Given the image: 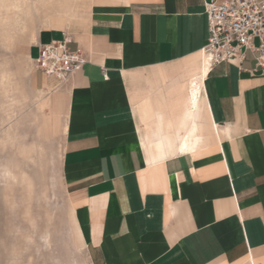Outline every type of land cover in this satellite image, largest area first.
I'll list each match as a JSON object with an SVG mask.
<instances>
[{"label":"crops","instance_id":"crops-1","mask_svg":"<svg viewBox=\"0 0 264 264\" xmlns=\"http://www.w3.org/2000/svg\"><path fill=\"white\" fill-rule=\"evenodd\" d=\"M80 2L35 44L67 36L86 63L62 83L36 73L92 264H264V72L249 56L203 72V0Z\"/></svg>","mask_w":264,"mask_h":264},{"label":"rangeland","instance_id":"rangeland-1","mask_svg":"<svg viewBox=\"0 0 264 264\" xmlns=\"http://www.w3.org/2000/svg\"><path fill=\"white\" fill-rule=\"evenodd\" d=\"M63 1L0 0V264H92L61 180L63 117L40 107L50 91L34 65L51 15L81 17L80 0Z\"/></svg>","mask_w":264,"mask_h":264},{"label":"built area","instance_id":"built-area-1","mask_svg":"<svg viewBox=\"0 0 264 264\" xmlns=\"http://www.w3.org/2000/svg\"><path fill=\"white\" fill-rule=\"evenodd\" d=\"M208 37L203 50L209 68L221 61L241 65L249 56L254 70L264 72V0H203ZM70 38L38 47L36 70L59 83L68 81L87 61L85 52L69 45Z\"/></svg>","mask_w":264,"mask_h":264},{"label":"bare ground","instance_id":"bare-ground-1","mask_svg":"<svg viewBox=\"0 0 264 264\" xmlns=\"http://www.w3.org/2000/svg\"><path fill=\"white\" fill-rule=\"evenodd\" d=\"M200 53H201V59H202L203 72L207 73V71L209 70V57L203 50H200Z\"/></svg>","mask_w":264,"mask_h":264}]
</instances>
